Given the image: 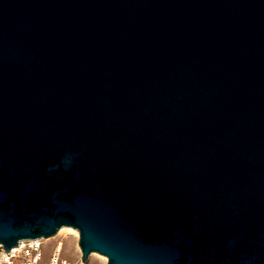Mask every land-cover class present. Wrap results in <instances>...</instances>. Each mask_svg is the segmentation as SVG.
Here are the masks:
<instances>
[{
	"label": "water",
	"instance_id": "1",
	"mask_svg": "<svg viewBox=\"0 0 264 264\" xmlns=\"http://www.w3.org/2000/svg\"><path fill=\"white\" fill-rule=\"evenodd\" d=\"M264 264V0H0V243Z\"/></svg>",
	"mask_w": 264,
	"mask_h": 264
},
{
	"label": "built area",
	"instance_id": "2",
	"mask_svg": "<svg viewBox=\"0 0 264 264\" xmlns=\"http://www.w3.org/2000/svg\"><path fill=\"white\" fill-rule=\"evenodd\" d=\"M45 238L23 239L7 251L0 243V264H68L60 257L62 242H57L48 262L44 260Z\"/></svg>",
	"mask_w": 264,
	"mask_h": 264
},
{
	"label": "rangeland",
	"instance_id": "3",
	"mask_svg": "<svg viewBox=\"0 0 264 264\" xmlns=\"http://www.w3.org/2000/svg\"><path fill=\"white\" fill-rule=\"evenodd\" d=\"M79 236L68 230L60 231L57 235L45 238L44 244V260L48 262L57 242H62L60 257L68 262V264H106L107 259H103L98 253H92L86 262L81 260V250L78 245Z\"/></svg>",
	"mask_w": 264,
	"mask_h": 264
},
{
	"label": "bare ground",
	"instance_id": "4",
	"mask_svg": "<svg viewBox=\"0 0 264 264\" xmlns=\"http://www.w3.org/2000/svg\"><path fill=\"white\" fill-rule=\"evenodd\" d=\"M63 230L71 231V232H73L77 237L79 236L78 230L75 229V228H73V227H63V228L60 229V233H61ZM61 248H62V246H61ZM101 257H102L103 259L106 260V257H105V256L102 255Z\"/></svg>",
	"mask_w": 264,
	"mask_h": 264
}]
</instances>
